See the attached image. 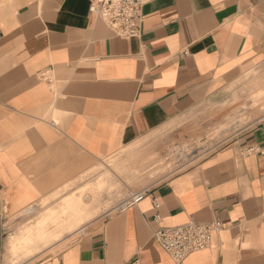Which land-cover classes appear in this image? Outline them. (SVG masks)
Masks as SVG:
<instances>
[{
    "label": "crops",
    "instance_id": "crops-1",
    "mask_svg": "<svg viewBox=\"0 0 264 264\" xmlns=\"http://www.w3.org/2000/svg\"><path fill=\"white\" fill-rule=\"evenodd\" d=\"M143 2L126 39L92 0H0V229L264 73V0ZM217 220L182 264H264V119L34 264H179L155 232Z\"/></svg>",
    "mask_w": 264,
    "mask_h": 264
},
{
    "label": "rangeland",
    "instance_id": "rangeland-1",
    "mask_svg": "<svg viewBox=\"0 0 264 264\" xmlns=\"http://www.w3.org/2000/svg\"><path fill=\"white\" fill-rule=\"evenodd\" d=\"M241 93L101 158L94 178L69 185L8 220L0 229V264L43 260L70 243L64 239L99 225L137 195L236 141L264 119V73Z\"/></svg>",
    "mask_w": 264,
    "mask_h": 264
},
{
    "label": "built area",
    "instance_id": "built-area-1",
    "mask_svg": "<svg viewBox=\"0 0 264 264\" xmlns=\"http://www.w3.org/2000/svg\"><path fill=\"white\" fill-rule=\"evenodd\" d=\"M143 5V0H92L91 12L116 36L129 39L141 32ZM144 196L145 193L137 195L126 207L140 202ZM158 218L155 216L156 220ZM223 228L218 220L210 223L190 221L180 226L161 228L154 237L164 251L182 264L191 254L207 249L212 233Z\"/></svg>",
    "mask_w": 264,
    "mask_h": 264
}]
</instances>
